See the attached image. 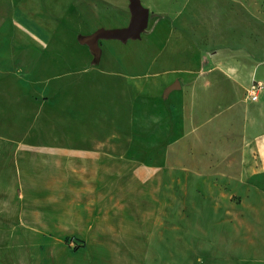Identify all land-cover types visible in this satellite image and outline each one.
Returning <instances> with one entry per match:
<instances>
[{"label":"rangeland","instance_id":"rangeland-1","mask_svg":"<svg viewBox=\"0 0 264 264\" xmlns=\"http://www.w3.org/2000/svg\"><path fill=\"white\" fill-rule=\"evenodd\" d=\"M23 1L0 264H264V0H140L141 38L100 53L130 0Z\"/></svg>","mask_w":264,"mask_h":264},{"label":"water","instance_id":"water-1","mask_svg":"<svg viewBox=\"0 0 264 264\" xmlns=\"http://www.w3.org/2000/svg\"><path fill=\"white\" fill-rule=\"evenodd\" d=\"M130 8L132 20L128 27L119 29L101 28L86 38L85 43L89 44L93 50L99 52V39H113L122 42L140 39L143 30L148 24L150 11L143 7L140 0H130ZM180 88L181 84L179 81L170 87L171 90Z\"/></svg>","mask_w":264,"mask_h":264},{"label":"crops","instance_id":"crops-1","mask_svg":"<svg viewBox=\"0 0 264 264\" xmlns=\"http://www.w3.org/2000/svg\"><path fill=\"white\" fill-rule=\"evenodd\" d=\"M23 2H24L23 0H13V7H14L13 12L11 11L10 16L7 18V21L3 22V24L0 25V62L3 60L4 56L10 58V54L12 53L9 52V50L13 52L15 51L20 52V50L15 49L14 46L15 43L13 42V40L16 35L15 33L18 30L17 27L25 28L24 23L26 19L24 18L25 11L23 12L24 9ZM13 17L14 19H12ZM21 17L23 18L21 19ZM21 52H20L21 54H24V50H21Z\"/></svg>","mask_w":264,"mask_h":264},{"label":"built area","instance_id":"built-area-1","mask_svg":"<svg viewBox=\"0 0 264 264\" xmlns=\"http://www.w3.org/2000/svg\"><path fill=\"white\" fill-rule=\"evenodd\" d=\"M255 90H256V87H254L253 91L251 92V94H252L251 97L254 98V100L256 99V95H254Z\"/></svg>","mask_w":264,"mask_h":264}]
</instances>
